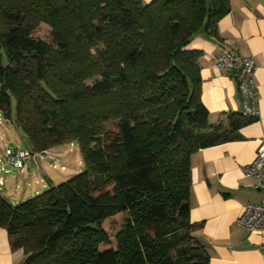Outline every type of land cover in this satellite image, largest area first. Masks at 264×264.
Segmentation results:
<instances>
[{
	"label": "trees",
	"instance_id": "obj_1",
	"mask_svg": "<svg viewBox=\"0 0 264 264\" xmlns=\"http://www.w3.org/2000/svg\"><path fill=\"white\" fill-rule=\"evenodd\" d=\"M229 11L230 0H0V111L14 104L32 151L76 143L84 166L14 205L0 193L22 264L208 263L193 236L203 222L190 220L191 155L256 118L209 122L202 53L188 46Z\"/></svg>",
	"mask_w": 264,
	"mask_h": 264
},
{
	"label": "crops",
	"instance_id": "obj_2",
	"mask_svg": "<svg viewBox=\"0 0 264 264\" xmlns=\"http://www.w3.org/2000/svg\"><path fill=\"white\" fill-rule=\"evenodd\" d=\"M188 47L202 53L200 99L211 124L230 112L242 113L243 108L235 78L214 66L216 57L228 50L255 59L259 116L239 130V139L191 155L189 204L190 220L203 222L193 236L206 250L207 264H264V230H247L236 224L244 206L260 200L255 179L244 174V167L264 141V0H230V11L217 22L216 33L201 29ZM12 199L7 198L16 204ZM23 259L22 250L10 248L7 232L0 227V264H22Z\"/></svg>",
	"mask_w": 264,
	"mask_h": 264
},
{
	"label": "rangeland",
	"instance_id": "obj_3",
	"mask_svg": "<svg viewBox=\"0 0 264 264\" xmlns=\"http://www.w3.org/2000/svg\"><path fill=\"white\" fill-rule=\"evenodd\" d=\"M37 38L49 41L51 39V29L45 24H38L33 32ZM0 158L3 156L1 148L2 142L18 147L20 149L29 148V142L23 132L15 124L14 104L10 106L9 118L0 123ZM36 152V151H35ZM42 158L33 159L30 162L29 169L24 170L10 168V172L4 173L0 169V193H5L6 197H13V202H22L26 200V194L34 191H43L47 182L58 185L84 169L82 158L76 143H64L52 147L44 152ZM2 162H0V166ZM2 181V180H1ZM48 185V184H47ZM46 185V187H47ZM117 220L110 221L106 224L108 230L117 227Z\"/></svg>",
	"mask_w": 264,
	"mask_h": 264
},
{
	"label": "built area",
	"instance_id": "obj_4",
	"mask_svg": "<svg viewBox=\"0 0 264 264\" xmlns=\"http://www.w3.org/2000/svg\"><path fill=\"white\" fill-rule=\"evenodd\" d=\"M214 66L235 78L243 104L242 114L257 118L259 107L255 84L256 63L254 57L223 50L216 57ZM4 121H6V116L0 111V123ZM1 148L4 154L0 158V162H2L0 169L4 173L10 172V168L6 167L7 165L20 171L26 167L29 169L30 162L33 159L42 158L43 155L32 151L30 148L20 149L5 142H2ZM244 174L255 179L260 200L257 203H247L241 215L236 219V224L247 230H264V141H260L256 148L255 157L244 167Z\"/></svg>",
	"mask_w": 264,
	"mask_h": 264
}]
</instances>
